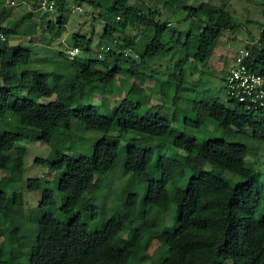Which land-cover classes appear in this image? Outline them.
Returning a JSON list of instances; mask_svg holds the SVG:
<instances>
[{
  "label": "trees",
  "instance_id": "16d2710c",
  "mask_svg": "<svg viewBox=\"0 0 264 264\" xmlns=\"http://www.w3.org/2000/svg\"><path fill=\"white\" fill-rule=\"evenodd\" d=\"M48 1L54 2L55 11L42 8L44 0H33V8L10 18L6 1L0 0V34L7 36L0 48V173L5 174L0 179V264H135L151 258L155 242L168 246V255L158 264H264V216L256 218L264 203V182H256L255 165L243 142L264 143V110L248 109L227 96L190 99L189 115L195 118L187 116V131L178 133L161 106L150 107L152 95L144 89L146 79L156 78L163 104H178L188 61H208L224 33L238 27L230 11L207 1L184 4L178 12L194 23L182 30L174 29L172 14L166 12L169 0L162 1L163 8L146 0H80L91 6L95 21L104 23L94 46L93 36L81 30L63 42L69 0ZM32 24L36 32L24 33L29 39L25 44L10 43L20 25ZM260 31L245 47L249 67L257 72L264 71V27ZM173 44L183 58L168 75L174 79L171 84L154 66L173 51ZM73 49L78 53L71 56ZM130 78L136 81L126 84ZM118 79L127 91L120 104L87 103L98 90L109 93ZM208 126L212 135L221 136L201 141L193 135ZM79 129L96 138L91 156L70 151ZM55 133L61 140L52 157L37 161L60 174L55 185L63 203L44 213L55 206L54 193L43 180L30 179L29 189L43 193L38 207L43 215L30 226L19 193L11 197V186L25 166L26 149L19 144L50 145ZM166 136L173 138L172 145L160 141ZM119 161L123 178L114 191L112 214L91 231L83 214L95 210L92 199L100 188L94 185L100 186ZM132 182L146 186L144 215H162L176 206L175 229L167 231L161 218L143 230L134 226L137 218L131 208L138 194L126 190ZM119 203L128 207L119 209ZM59 212L67 215L66 221ZM23 248L30 251L28 260Z\"/></svg>",
  "mask_w": 264,
  "mask_h": 264
},
{
  "label": "rangeland",
  "instance_id": "374dc122",
  "mask_svg": "<svg viewBox=\"0 0 264 264\" xmlns=\"http://www.w3.org/2000/svg\"><path fill=\"white\" fill-rule=\"evenodd\" d=\"M5 1L10 18H20L23 12H26L29 8H33V0ZM162 1L163 0H146V2L152 7L157 5L158 7L162 6L163 8ZM202 1L211 2L218 9L224 8L230 11L232 16L238 22V27L224 33L208 61L198 64L193 58L188 61L186 67L188 70V76L178 104H172L169 101H166L163 104L162 99L159 98V92L157 93L158 80L156 78L146 79L144 85V89L152 95L150 107L156 109L161 106V113L173 120V126L176 127L178 133H185L187 131L185 129L187 116H190L192 119L195 118L193 114L189 115L191 111L190 99L204 98L212 100L215 98H223L225 96V79L233 67L234 56L238 50L246 47L247 42L250 41V44H253L251 41L253 39L256 40V38L258 39L261 33L260 30L264 27V0H178L176 3L169 0V3L171 2L172 5L166 6V12L170 14V16L172 14L170 21L172 22L174 29L187 30V28L194 23L191 19H183V17H185V12H178L181 6L187 3L196 5ZM18 4L22 5L19 6ZM78 7H80V9H78ZM69 8L71 9V12L68 14V24L63 34V42H66V38L68 39L73 31L81 30L83 34L87 33L88 36H93L94 46H98L103 34L104 23L98 20L95 21L94 14L90 13L91 6L87 1L69 0ZM164 15L165 12L163 11V16ZM52 18H54V16ZM7 22H9V18L7 19ZM93 25L94 28L91 27ZM34 29L35 25L33 24L32 26L20 25L18 28L19 35L16 37L12 36L10 43L14 45L19 43L25 44V41H28L29 39L24 37V33L33 32ZM34 32H36V30ZM93 32L94 35L92 34ZM137 32V30H134L132 33L135 35ZM186 32L187 31H185V33ZM117 36H120V34H117ZM195 38L196 40L199 39L198 32H195ZM139 39L146 40L147 38L146 36H142ZM177 48L173 44V51H171L165 59L156 62L154 66L163 79L171 80V84H173L174 79H171L168 75L172 72V68H174L176 61L183 58L181 49ZM102 50V47H99L98 51L100 52ZM37 65L40 66L39 64ZM149 71L151 72V69ZM149 71H147V74L150 73ZM135 81V78H130L128 81H125V83L130 84ZM109 90L110 92L107 94H103L100 90L96 91L93 97L88 98L87 103L101 104L102 102H107L113 107L120 104L122 99L127 95L126 87L122 79H118L116 85L110 86ZM210 128L211 127L208 126L201 132H194L193 135L201 141L208 138H219L221 136L220 134L212 135V133H210ZM247 131L249 133L250 129ZM60 140L61 135L55 133L53 135V142L50 145L42 143L41 141H25L19 144V146H23L26 149L25 166L21 174L18 175L16 183L11 186V197H15L14 192L19 193V196L22 199V214L25 222L30 226H33L31 220L39 219L43 215V212L38 209L40 202L43 199V193L42 191H32L29 189L30 179L37 178L43 180L44 187L54 193L56 204L54 207L49 206L44 209V213L55 211V208H59L63 203L61 192L55 185L59 180L60 174L58 172H52L47 165L41 164L37 161V159H49L52 157V151L59 145ZM160 141L164 144L172 145L173 138L166 136L161 138ZM95 142L96 138L94 135L91 133H85L79 129L75 134L73 149L70 151L74 150V153H82L91 156L92 146ZM243 142L248 147L249 160L255 165L254 168L257 172L256 182L262 184L264 182V143L252 139H246ZM120 164L121 161L117 162L115 171L108 174L103 179L100 186L96 184L94 185L95 189L99 190L100 188L99 194L92 199V203L95 205V210L86 211L83 214V218L89 223L91 231L96 228H101L106 219L112 214L111 208L116 198V193L114 191H116L118 186L122 185L123 170ZM154 172L155 176L160 174L159 170ZM4 177L5 174L0 173V179H3ZM126 190L138 194V200L131 208L133 216L137 218V222L134 226L141 227L143 230L146 228V225L153 224L154 222L159 221L160 218L167 231H172L178 226V213L176 212L177 210L174 204L170 205L167 212L160 213L162 215H159L158 212H151L146 216L144 215L147 209L144 203L146 186L138 182H132L126 187ZM127 207V203L118 204L119 209L121 208L122 210H125ZM262 216H264V203L261 204L256 212L257 219H260ZM58 217L64 221L67 219V215L62 214L61 212L58 213ZM35 236L33 235V238H35ZM127 238H129V236ZM3 244L4 239L1 238L0 245ZM7 249H9V245ZM22 254L25 259H29V249L23 248ZM149 254L151 258L139 261L135 264H158L168 255V246L166 243L155 242L151 247Z\"/></svg>",
  "mask_w": 264,
  "mask_h": 264
},
{
  "label": "built area",
  "instance_id": "2783aa9c",
  "mask_svg": "<svg viewBox=\"0 0 264 264\" xmlns=\"http://www.w3.org/2000/svg\"><path fill=\"white\" fill-rule=\"evenodd\" d=\"M42 8L55 11L54 2L44 0ZM7 42V36L0 34V48ZM78 53V49L70 51L71 56ZM128 54V52H126ZM250 51H237L234 64L225 79V96L244 104L246 108L264 110V71H253L249 67Z\"/></svg>",
  "mask_w": 264,
  "mask_h": 264
}]
</instances>
